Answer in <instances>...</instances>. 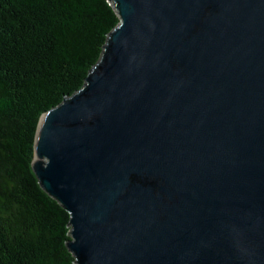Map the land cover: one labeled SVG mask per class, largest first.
<instances>
[{
    "label": "water",
    "instance_id": "1",
    "mask_svg": "<svg viewBox=\"0 0 264 264\" xmlns=\"http://www.w3.org/2000/svg\"><path fill=\"white\" fill-rule=\"evenodd\" d=\"M34 172L77 264H264V0H112Z\"/></svg>",
    "mask_w": 264,
    "mask_h": 264
},
{
    "label": "trees",
    "instance_id": "2",
    "mask_svg": "<svg viewBox=\"0 0 264 264\" xmlns=\"http://www.w3.org/2000/svg\"><path fill=\"white\" fill-rule=\"evenodd\" d=\"M120 22L112 0H0V264H77L71 216L33 169L36 135Z\"/></svg>",
    "mask_w": 264,
    "mask_h": 264
}]
</instances>
